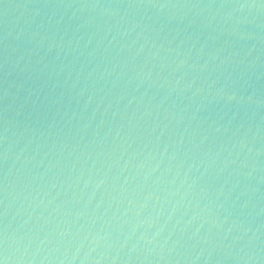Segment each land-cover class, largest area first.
I'll return each mask as SVG.
<instances>
[{
    "label": "water",
    "instance_id": "1",
    "mask_svg": "<svg viewBox=\"0 0 264 264\" xmlns=\"http://www.w3.org/2000/svg\"><path fill=\"white\" fill-rule=\"evenodd\" d=\"M0 264H264V0H0Z\"/></svg>",
    "mask_w": 264,
    "mask_h": 264
}]
</instances>
